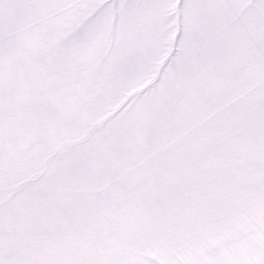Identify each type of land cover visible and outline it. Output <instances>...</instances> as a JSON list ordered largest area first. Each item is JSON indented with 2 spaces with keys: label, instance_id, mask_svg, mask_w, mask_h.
Wrapping results in <instances>:
<instances>
[{
  "label": "snow or ice",
  "instance_id": "6c2138e0",
  "mask_svg": "<svg viewBox=\"0 0 264 264\" xmlns=\"http://www.w3.org/2000/svg\"><path fill=\"white\" fill-rule=\"evenodd\" d=\"M0 264H264V0H0Z\"/></svg>",
  "mask_w": 264,
  "mask_h": 264
}]
</instances>
